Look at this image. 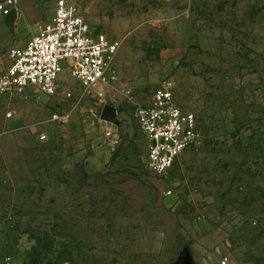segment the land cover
<instances>
[{
	"label": "rangeland",
	"instance_id": "1",
	"mask_svg": "<svg viewBox=\"0 0 264 264\" xmlns=\"http://www.w3.org/2000/svg\"><path fill=\"white\" fill-rule=\"evenodd\" d=\"M75 3L118 81L0 97V264H264V0ZM164 82L201 142L159 176L136 112Z\"/></svg>",
	"mask_w": 264,
	"mask_h": 264
},
{
	"label": "built area",
	"instance_id": "2",
	"mask_svg": "<svg viewBox=\"0 0 264 264\" xmlns=\"http://www.w3.org/2000/svg\"><path fill=\"white\" fill-rule=\"evenodd\" d=\"M25 1L0 0V15L20 12ZM121 45L96 32L75 0H57L52 19L39 27L25 47L11 50L12 65L0 74V97H53L64 82L73 80L103 100L106 88L118 81L115 65ZM136 118L148 142L150 169L159 176L166 175L184 152L201 142L197 116L176 104L168 82L155 92L150 106L137 110ZM5 264L12 263L8 259Z\"/></svg>",
	"mask_w": 264,
	"mask_h": 264
},
{
	"label": "crops",
	"instance_id": "3",
	"mask_svg": "<svg viewBox=\"0 0 264 264\" xmlns=\"http://www.w3.org/2000/svg\"><path fill=\"white\" fill-rule=\"evenodd\" d=\"M41 6L36 4L35 0L24 3L20 12H15L9 17L0 15V72L8 70L12 65L9 48H23L28 41L38 32L40 20L37 14L40 13ZM36 16L37 21L30 20V15ZM53 15L42 22V25L48 23Z\"/></svg>",
	"mask_w": 264,
	"mask_h": 264
},
{
	"label": "water",
	"instance_id": "4",
	"mask_svg": "<svg viewBox=\"0 0 264 264\" xmlns=\"http://www.w3.org/2000/svg\"><path fill=\"white\" fill-rule=\"evenodd\" d=\"M31 0H26L25 2L22 3L21 6L24 5V3L29 2ZM30 20L33 22V16L32 14L30 15ZM102 119L105 120L106 122H110V123H114V124H118V117L116 112L114 111L113 108L107 106L104 111H103V115H102Z\"/></svg>",
	"mask_w": 264,
	"mask_h": 264
}]
</instances>
